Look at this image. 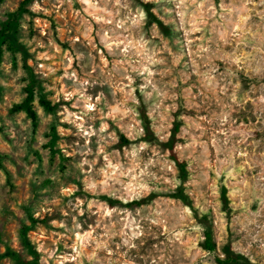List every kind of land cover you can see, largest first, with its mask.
<instances>
[{
    "label": "rangeland",
    "instance_id": "rangeland-1",
    "mask_svg": "<svg viewBox=\"0 0 264 264\" xmlns=\"http://www.w3.org/2000/svg\"><path fill=\"white\" fill-rule=\"evenodd\" d=\"M22 2L0 5V28ZM19 14L0 60V264H217L225 251L264 264V0H32ZM31 82L37 130L19 110ZM176 122L217 253L171 197Z\"/></svg>",
    "mask_w": 264,
    "mask_h": 264
},
{
    "label": "trees",
    "instance_id": "trees-1",
    "mask_svg": "<svg viewBox=\"0 0 264 264\" xmlns=\"http://www.w3.org/2000/svg\"><path fill=\"white\" fill-rule=\"evenodd\" d=\"M32 0H23L22 6L20 7L18 12L11 14L6 22H4L0 28V60L2 57V46L6 43L13 44L14 41L17 39L19 34V13L26 11V6L31 3ZM6 0H0V5L5 3ZM27 97L25 101L19 106V110L24 111L27 116L30 118L33 128L35 130L39 129L40 121L39 115L36 110L35 105V86L34 82L27 87ZM41 105L47 111H53L55 107L46 99L41 100ZM147 127V126H146ZM148 128V127H147ZM181 124L176 122L175 127L173 129V133L171 138L164 142L163 145L167 150H169L171 154V159L174 162L178 176L180 180V185L176 188V190L171 194L173 199L182 201L191 211L194 218L197 220L199 225L203 229V242H202V249L209 252V253H217L218 252V244L215 240L214 234V225L211 218L208 214H204L200 212V210L195 207L191 196L187 193L185 188V184L191 178V171L189 169V164L187 161L182 160L178 152L176 150V142L177 136L180 133ZM0 128V133H1ZM122 143L124 145L130 144V141L122 137ZM223 202L225 203V197H223ZM217 264H254L252 263L245 255L236 253V252H226L224 256H218L216 258Z\"/></svg>",
    "mask_w": 264,
    "mask_h": 264
}]
</instances>
